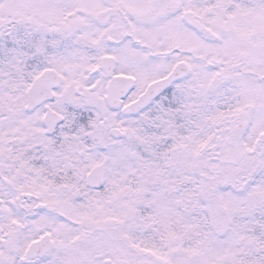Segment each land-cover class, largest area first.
<instances>
[{
	"label": "snow or ice",
	"instance_id": "obj_1",
	"mask_svg": "<svg viewBox=\"0 0 264 264\" xmlns=\"http://www.w3.org/2000/svg\"><path fill=\"white\" fill-rule=\"evenodd\" d=\"M0 264H264V0H0Z\"/></svg>",
	"mask_w": 264,
	"mask_h": 264
}]
</instances>
